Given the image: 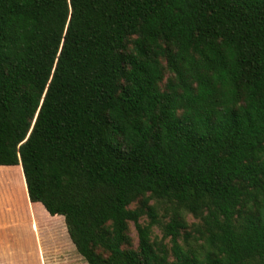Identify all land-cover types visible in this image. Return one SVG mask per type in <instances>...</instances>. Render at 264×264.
I'll return each mask as SVG.
<instances>
[{"label": "trees", "instance_id": "obj_1", "mask_svg": "<svg viewBox=\"0 0 264 264\" xmlns=\"http://www.w3.org/2000/svg\"><path fill=\"white\" fill-rule=\"evenodd\" d=\"M19 165L87 264H264V0H0Z\"/></svg>", "mask_w": 264, "mask_h": 264}, {"label": "crops", "instance_id": "obj_2", "mask_svg": "<svg viewBox=\"0 0 264 264\" xmlns=\"http://www.w3.org/2000/svg\"><path fill=\"white\" fill-rule=\"evenodd\" d=\"M19 237H32L38 254L45 258L62 260L48 263L39 257L40 264H80L83 259L70 239L64 217H53L42 204L31 202L22 166H0V256L29 252L18 247ZM64 245L69 253L62 250ZM67 255L77 262L64 261ZM4 262L0 259V264H8Z\"/></svg>", "mask_w": 264, "mask_h": 264}, {"label": "rangeland", "instance_id": "obj_3", "mask_svg": "<svg viewBox=\"0 0 264 264\" xmlns=\"http://www.w3.org/2000/svg\"><path fill=\"white\" fill-rule=\"evenodd\" d=\"M165 64V62H164ZM168 77V74L166 75V78ZM133 207L135 208L136 205H133ZM166 212L161 210H159L158 212V218L159 220H161L162 222H167L169 219L168 218H164V216L166 215L165 214ZM150 219L148 216H144L142 219H141V224L142 225H147L149 223ZM187 221L189 223V225H193V224H196L198 223V221L192 217L191 215H187ZM191 232V231H190ZM184 233V231L182 232ZM130 236L132 237L133 239V244H134V247H138V244H139V236H138V232L136 230V227L134 226V224H131L130 225ZM32 237H27V238H21L19 237V245L18 247H21V248H26V250H28L29 252H26V253H21V254H13V255H1L0 256V259L2 262H8V264H40V258L45 256L43 254H38V248H37V245H36V242L35 240H32L31 239ZM163 239V231L161 229L160 226H155L152 230V240L155 241V242H160L162 241ZM32 240V242H31ZM190 241L191 243L193 244V246L195 247V244H196V241L194 239V237L191 235L190 237ZM180 244L185 246L186 247V243H185V238L179 240ZM165 244L168 245L169 248H171V243H170V239H166L164 241ZM65 249V251L67 253H69V247L67 245H64L62 250ZM76 249V248H75ZM187 249V248H186ZM28 253V254H27ZM40 257V258H39ZM59 257H51L49 256V258H45L43 259V261L45 260L46 262H60L62 261L61 259H57ZM65 260L64 261H74V262H77V260L69 255L66 256V258H64ZM4 262V263H5ZM80 264L84 263L85 260L82 259L79 261Z\"/></svg>", "mask_w": 264, "mask_h": 264}]
</instances>
